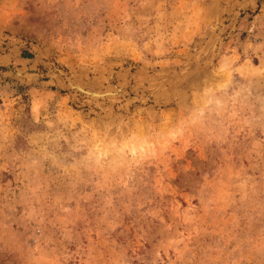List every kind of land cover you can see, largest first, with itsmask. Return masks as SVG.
I'll list each match as a JSON object with an SVG mask.
<instances>
[{
	"label": "rangeland",
	"instance_id": "374dc122",
	"mask_svg": "<svg viewBox=\"0 0 264 264\" xmlns=\"http://www.w3.org/2000/svg\"><path fill=\"white\" fill-rule=\"evenodd\" d=\"M0 264H264V0H0Z\"/></svg>",
	"mask_w": 264,
	"mask_h": 264
}]
</instances>
